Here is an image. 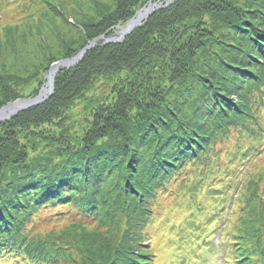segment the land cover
<instances>
[{"label": "trees", "instance_id": "1", "mask_svg": "<svg viewBox=\"0 0 264 264\" xmlns=\"http://www.w3.org/2000/svg\"><path fill=\"white\" fill-rule=\"evenodd\" d=\"M110 1L113 9L99 8L98 20L84 25V43L63 54L73 57L95 41L74 66L59 68L48 98L0 121V264L46 263L28 224L38 210H64L81 222L110 207L112 195H123L124 235L138 233L148 200L166 189L177 167L209 153L227 129L240 130L231 122L238 109L232 95L240 83L239 91L257 85L264 0L163 2L123 41L105 42L145 0ZM10 82L0 107L24 97L21 86ZM258 140L225 151L230 168L206 189L215 202L213 228L231 201L233 172L255 154ZM211 175L177 186L175 195L203 194ZM196 226L197 219L184 222L187 234ZM209 238L205 250L219 264H264L259 236L220 240L216 250ZM135 243L122 254L115 251L108 264H146Z\"/></svg>", "mask_w": 264, "mask_h": 264}, {"label": "rangeland", "instance_id": "2", "mask_svg": "<svg viewBox=\"0 0 264 264\" xmlns=\"http://www.w3.org/2000/svg\"><path fill=\"white\" fill-rule=\"evenodd\" d=\"M171 1L145 0L132 17L146 6L155 5L154 11L164 5L163 2L166 5ZM99 8L100 12L105 8L111 10L114 3L110 0H0V93L8 92L6 84L11 80L21 86L19 91L24 95L13 101L33 97V93L45 87L49 73V68L46 71L45 68L64 59L63 54L84 43V25L98 20L102 15ZM261 19L264 22V14ZM127 22L115 26L113 38L120 36V30ZM112 37L100 36L105 42H120L125 36L121 40L118 38L120 41L110 40ZM256 62L261 71L255 76L257 85L250 82L248 89L239 91L240 83L236 94L232 95L238 109L231 122L240 130L227 129L209 153L204 152L177 167L178 173L172 175L166 189L158 197L148 200L150 211L144 210L147 217L143 215L144 222L137 223L138 233L124 235L125 217L118 205L124 201L121 200L123 195L117 198L112 195L110 207L97 210L94 216L80 219L81 222L77 221V215L68 217L64 210H38L28 218V224L33 226V242L42 244L46 253V263L40 264H108L115 251L122 254L139 241L140 245L134 244L143 253L138 260L146 264H215L217 261L205 250L204 242L209 237L217 246L216 250L220 240L235 242L243 236H259L258 245L264 249V102H261L264 97V56L259 55ZM28 94L32 96H26ZM254 139L260 141L258 150L233 172L236 187L230 192L229 204L222 205L223 221L213 228L216 224L209 213L215 202L206 196L207 190L212 184H218V178L230 168L225 151L236 152L237 145H249L256 142ZM207 174L212 175L204 185L203 194L189 190L183 195H175L177 186L185 187L191 184L192 178ZM171 188L173 191H169ZM140 204L142 208L146 205ZM191 218L197 219L195 228L198 231L187 234L190 228H185L184 222Z\"/></svg>", "mask_w": 264, "mask_h": 264}, {"label": "water", "instance_id": "3", "mask_svg": "<svg viewBox=\"0 0 264 264\" xmlns=\"http://www.w3.org/2000/svg\"><path fill=\"white\" fill-rule=\"evenodd\" d=\"M151 11H153V10L150 9L149 12H151ZM147 16H148V14L146 16H144V18L142 20L144 21ZM133 18L134 17H132L130 20H128V22H130ZM141 23H142V21L140 23L134 25L132 28L124 31L122 34H120V36L118 38L121 40V38H123L124 36H126L134 28H136L139 25H141ZM118 38H113L112 37L110 40H112V41H120ZM94 44H95V41H91L86 46H84V48H82L75 56L70 57V58L60 59L58 61L53 62L51 64V66L49 67V70H48L49 73L47 75V83L45 84V86H47V92L45 94H42L44 87L43 88L41 87L40 90L38 91V93L35 96H33V97L17 99V100H15L13 102H7L6 104H4L3 106L0 107V111L4 107L11 106V105L15 104L16 102H20L21 104L16 109H14L13 111H11L9 115L0 117V121H1V119L4 120V119L11 118L12 116L16 115L17 113H19V112H21V111H23V110H25L27 108H30V107H33V106L42 104L48 98V96L52 93V91H53V79H54V75L59 70V68L60 67L69 68V67L74 66L81 59V57L83 56L84 52L88 48H90L91 46H93ZM52 69H53V71L51 73V76H49V74H50V72H51Z\"/></svg>", "mask_w": 264, "mask_h": 264}, {"label": "bare ground", "instance_id": "4", "mask_svg": "<svg viewBox=\"0 0 264 264\" xmlns=\"http://www.w3.org/2000/svg\"><path fill=\"white\" fill-rule=\"evenodd\" d=\"M155 5H149V6H146L144 8H142L141 10H139L136 14V16L126 24L125 27L121 28L120 30V34H122L124 31L132 28L134 25L140 23L142 21V19L144 18L145 14L147 12L150 11V9H152V7H154ZM53 69L51 70L49 76H51V73H52ZM47 92V86H45L43 88V92L42 94H45ZM21 103L20 102H16L15 104L11 105V106H6L4 107L1 111H0V117H3V116H7L10 114L11 111H13L14 109H16Z\"/></svg>", "mask_w": 264, "mask_h": 264}]
</instances>
